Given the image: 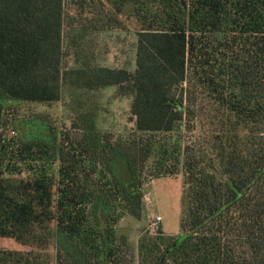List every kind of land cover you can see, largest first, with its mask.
I'll return each instance as SVG.
<instances>
[{"label": "trees", "instance_id": "1", "mask_svg": "<svg viewBox=\"0 0 264 264\" xmlns=\"http://www.w3.org/2000/svg\"><path fill=\"white\" fill-rule=\"evenodd\" d=\"M130 28L134 71L77 52L65 67L73 35ZM64 85L117 86L133 133L59 134L43 114L1 132L7 111L59 102ZM146 167L182 174L181 221L143 233L136 263L117 224L142 219ZM0 238L24 248L0 264H264V0H0Z\"/></svg>", "mask_w": 264, "mask_h": 264}, {"label": "rangeland", "instance_id": "2", "mask_svg": "<svg viewBox=\"0 0 264 264\" xmlns=\"http://www.w3.org/2000/svg\"><path fill=\"white\" fill-rule=\"evenodd\" d=\"M76 4L75 6H77ZM90 8L83 15L73 19L76 28L90 26ZM67 39L65 44V67H76L77 54L91 64L110 68L136 69L137 37L133 29H108L102 32L87 33L80 39ZM68 43V44H67ZM71 43V47H69ZM76 43V45H74ZM80 57V56H79ZM83 57V56H82ZM132 98L118 92L115 85L98 90H78L71 85H64L62 98L59 102L49 105L26 103L22 108L12 109L4 115V125L1 132L11 137V127L14 118L29 114H43L57 129L59 134L76 136L82 125L94 123L97 129L109 134L113 140L126 138L133 133L135 122L131 115ZM195 134H185V143L194 142ZM144 211L141 220H135L124 215L117 224L118 230L128 234L133 245L135 260H138V242L145 232L155 233L158 227L170 235L179 233L181 221L182 174L157 178L148 167L144 171ZM161 217L159 223L156 218ZM0 249H24L13 239L0 238Z\"/></svg>", "mask_w": 264, "mask_h": 264}, {"label": "built area", "instance_id": "3", "mask_svg": "<svg viewBox=\"0 0 264 264\" xmlns=\"http://www.w3.org/2000/svg\"><path fill=\"white\" fill-rule=\"evenodd\" d=\"M10 133L12 134V136L16 135V131L15 130H11ZM159 221H161V217L156 218V222L155 223H159Z\"/></svg>", "mask_w": 264, "mask_h": 264}]
</instances>
